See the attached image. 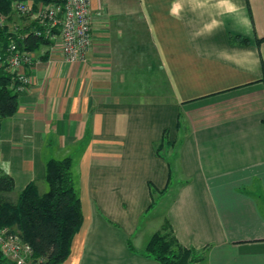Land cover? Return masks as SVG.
Masks as SVG:
<instances>
[{
	"label": "crops",
	"instance_id": "obj_1",
	"mask_svg": "<svg viewBox=\"0 0 264 264\" xmlns=\"http://www.w3.org/2000/svg\"><path fill=\"white\" fill-rule=\"evenodd\" d=\"M173 2L90 0L85 59L57 49L41 58L40 47L30 89L0 122V169L14 193L31 182L46 190V159L74 160L82 224L62 264H160L142 248L164 219L181 246L205 249V264H264V0L249 10L246 0H179L175 16ZM137 17L156 64L130 76L116 69L112 40ZM153 91L161 98H132ZM164 129L179 139L167 205L142 231L149 185L169 178L155 150Z\"/></svg>",
	"mask_w": 264,
	"mask_h": 264
},
{
	"label": "trees",
	"instance_id": "obj_2",
	"mask_svg": "<svg viewBox=\"0 0 264 264\" xmlns=\"http://www.w3.org/2000/svg\"><path fill=\"white\" fill-rule=\"evenodd\" d=\"M32 1L49 3L63 0ZM10 2L11 0H0V11L8 13ZM246 5L249 10L248 0ZM143 25L148 37L145 22ZM19 31L21 37H17L16 33L8 32L6 27L0 29V41L5 44L12 37L19 48L30 51H37L41 46L48 44L42 34L35 35L26 28ZM236 39L242 43L248 41L242 37H236ZM261 40H264V37L256 39V43L259 44ZM46 54L44 52L41 58H45ZM262 68L261 80L264 85L263 64ZM15 85L16 80L13 74L8 70L0 69V122L17 111L20 93L14 90ZM262 121L264 123V117ZM177 126L179 128V118ZM175 146V141L168 139L167 130L164 129L162 139L156 144L155 150L157 155L166 160L169 178L161 190L149 185L150 209L158 204L156 197L159 196L162 200L171 186L170 175L176 158ZM74 166V160L69 155L46 159V190L43 192H40L37 185L31 182L18 193H14L13 178L0 169V227H8L18 232L21 238L30 244L34 256L44 259L43 264H62L70 252L71 240L82 224V210ZM130 249L133 248L130 246ZM142 252L160 264H205L206 257L205 249L200 251L181 246L167 219H164L160 228L148 237ZM6 263L10 264L0 252V264Z\"/></svg>",
	"mask_w": 264,
	"mask_h": 264
},
{
	"label": "built area",
	"instance_id": "obj_3",
	"mask_svg": "<svg viewBox=\"0 0 264 264\" xmlns=\"http://www.w3.org/2000/svg\"><path fill=\"white\" fill-rule=\"evenodd\" d=\"M90 0H63L35 3L32 0H11L8 13L0 11V29L20 36L22 29L35 35L42 34L47 45L44 52L59 50L67 61H83L92 44ZM21 20L25 28L13 24ZM21 37V36H20ZM43 52V53H44ZM37 61L36 51L19 48L14 38L5 44L0 41V69L8 70L16 80L14 90L19 93L30 89L31 71ZM0 252L10 264H43L44 259L33 254L32 247L18 232L0 227Z\"/></svg>",
	"mask_w": 264,
	"mask_h": 264
},
{
	"label": "rangeland",
	"instance_id": "obj_4",
	"mask_svg": "<svg viewBox=\"0 0 264 264\" xmlns=\"http://www.w3.org/2000/svg\"><path fill=\"white\" fill-rule=\"evenodd\" d=\"M15 16L12 18L13 24H18L17 26L19 28H25V22L22 23L19 19H14ZM142 22V19L140 17H137L135 19L129 20H123L122 25L120 26V29L118 33L113 38V44H114V53L112 55L114 60V65L116 66V69L124 71L126 74L128 73L130 76L134 72L141 73L140 69L144 70L146 69L147 65L151 67L152 63L154 62L153 59L156 57V52L154 48H152V45L150 44L149 38L145 34V29ZM142 70V72H143ZM154 85H150L148 89H146L144 86H138V91L143 90H156ZM159 88V87H158ZM153 93L150 97H132V98H161L160 96L162 94L160 93ZM155 95V96H154ZM175 144L178 143L179 139L174 140ZM176 147V146H175ZM160 200V197H156V201L158 204L153 207L152 211L148 214V219H144L141 222L142 228L140 230H145V228L149 229L150 231L155 230L157 227V223L161 220V216L163 215L164 209L166 207V200L168 198L164 197L162 200ZM162 219V218H161ZM159 220V221H158ZM147 227H144V226ZM160 228V227H159ZM156 231V230H155ZM145 245V244H144ZM201 263V262H200ZM204 264V263H201Z\"/></svg>",
	"mask_w": 264,
	"mask_h": 264
},
{
	"label": "clouds",
	"instance_id": "obj_5",
	"mask_svg": "<svg viewBox=\"0 0 264 264\" xmlns=\"http://www.w3.org/2000/svg\"><path fill=\"white\" fill-rule=\"evenodd\" d=\"M228 2H229V0H218V4H226ZM179 7H180L179 0H174V2L172 4V7L170 9V14H172L174 16L177 15V10H178ZM232 10L233 11H238L237 6L233 4L232 5ZM214 23L218 24L219 22H215L214 21ZM205 27H207V25H205ZM199 34H201V33H197V35H199Z\"/></svg>",
	"mask_w": 264,
	"mask_h": 264
},
{
	"label": "water",
	"instance_id": "obj_6",
	"mask_svg": "<svg viewBox=\"0 0 264 264\" xmlns=\"http://www.w3.org/2000/svg\"><path fill=\"white\" fill-rule=\"evenodd\" d=\"M7 264V263H6Z\"/></svg>",
	"mask_w": 264,
	"mask_h": 264
}]
</instances>
